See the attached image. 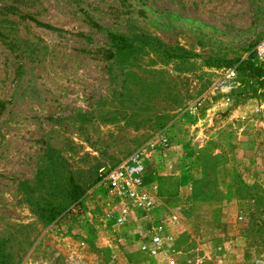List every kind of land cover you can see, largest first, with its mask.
<instances>
[{
	"label": "rangeland",
	"instance_id": "374dc122",
	"mask_svg": "<svg viewBox=\"0 0 264 264\" xmlns=\"http://www.w3.org/2000/svg\"><path fill=\"white\" fill-rule=\"evenodd\" d=\"M95 26L133 50L106 60ZM263 27L264 0H0V264H264V97L225 77ZM148 142L141 179L176 186L158 217L189 220L207 255L148 258L91 222L97 170ZM71 190L53 221L35 212Z\"/></svg>",
	"mask_w": 264,
	"mask_h": 264
},
{
	"label": "built area",
	"instance_id": "2783aa9c",
	"mask_svg": "<svg viewBox=\"0 0 264 264\" xmlns=\"http://www.w3.org/2000/svg\"><path fill=\"white\" fill-rule=\"evenodd\" d=\"M254 64L264 69V27L259 40L253 48ZM234 68L227 69L225 77L232 79ZM154 142H148L143 148L135 152L126 160L112 167H100L97 170L98 182L94 190H101L107 201L105 202L104 220H111L117 229L126 231L133 227L139 237L138 251L148 258H163L167 245L163 236L166 222L176 223L175 216L154 219L151 215L156 204L155 195L148 188L149 184L141 179V167L146 154L153 152ZM164 145L166 139L160 137L157 144ZM168 264H173L171 261Z\"/></svg>",
	"mask_w": 264,
	"mask_h": 264
},
{
	"label": "trees",
	"instance_id": "16d2710c",
	"mask_svg": "<svg viewBox=\"0 0 264 264\" xmlns=\"http://www.w3.org/2000/svg\"><path fill=\"white\" fill-rule=\"evenodd\" d=\"M25 19L32 22L37 27H42L45 29H50V27L46 24H42L33 18L27 16ZM97 29L101 30L106 40L108 41L107 48L105 49V59L110 60L115 55L120 53H127L133 50V44L125 39L123 36L102 30L99 26H95ZM143 46H148L151 49H155L161 53L167 59H179V60H187L189 57H193L189 54H181V53H173L167 50L162 44L159 42H152L146 40L145 38H140L138 41ZM208 67V62L206 64ZM232 63H228L227 66H231ZM235 72L237 73V79L242 84V94L250 92L251 94H255L259 91V95L264 97V69L254 64L253 57L251 59H244L236 61V65L234 67ZM115 166V165H114ZM112 167V166H110ZM168 177H159L156 180V194L158 197L162 198H170L176 195V186L169 182ZM98 182V178L96 177V182ZM79 194L76 192H71L68 195L66 206L62 208H57L55 206H46V207H36L35 212L42 219H45L49 222L53 221L57 216H59L67 206L71 205L78 198Z\"/></svg>",
	"mask_w": 264,
	"mask_h": 264
},
{
	"label": "crops",
	"instance_id": "0c3cea01",
	"mask_svg": "<svg viewBox=\"0 0 264 264\" xmlns=\"http://www.w3.org/2000/svg\"><path fill=\"white\" fill-rule=\"evenodd\" d=\"M149 186L148 188L151 190V192L155 195L156 198V204L154 209L151 212V215L154 219H158L159 217V205L160 202L164 201V200H168L166 198H162V197H158L156 194V182H150L148 183ZM97 220H101L104 223L103 224H110L111 227H113V229L118 230L115 225L112 223L111 220L107 221L104 220L103 218H93L91 219L92 223H96ZM177 222L176 223H170V222H166L165 225V232L163 233L165 239H166V245H167V250H166V254H175V255H181V256H187V254L193 252V251H198V250H202L204 255H207V249L205 245H200L198 242H200L198 233L195 234L193 233L192 229H191V224L189 225V220H185V219H181V218H177ZM104 225H101L100 227H102ZM134 224H133V232H127L124 233V231L122 230H118V239L119 241H121L122 239H126L125 236L129 237L130 240H132L135 243L136 248L138 249V245H139V237H137V235L135 234L136 230L134 228ZM93 228V226H92ZM125 234V235H124ZM97 236V235H96ZM188 262V261H187Z\"/></svg>",
	"mask_w": 264,
	"mask_h": 264
}]
</instances>
